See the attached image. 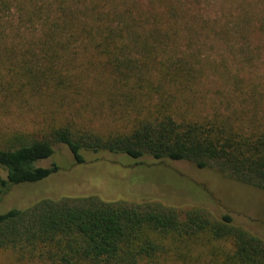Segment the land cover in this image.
Here are the masks:
<instances>
[{
  "label": "trees",
  "instance_id": "trees-1",
  "mask_svg": "<svg viewBox=\"0 0 264 264\" xmlns=\"http://www.w3.org/2000/svg\"><path fill=\"white\" fill-rule=\"evenodd\" d=\"M194 2L0 0L4 95L46 93L67 107L37 129L2 135L0 186L57 171L34 162L63 143L77 163L87 151L186 160L264 190V86L223 59L212 86L206 66L217 67L201 52L223 41L251 65L260 48L252 39L264 43V0L228 16ZM0 250L35 264H264V238L228 212L146 197L61 196L11 208L0 212Z\"/></svg>",
  "mask_w": 264,
  "mask_h": 264
},
{
  "label": "rangeland",
  "instance_id": "rangeland-1",
  "mask_svg": "<svg viewBox=\"0 0 264 264\" xmlns=\"http://www.w3.org/2000/svg\"><path fill=\"white\" fill-rule=\"evenodd\" d=\"M139 1L145 4L148 0ZM243 1L254 5L260 0H195L193 6L202 7L205 13L212 15L224 11L228 16ZM258 37L255 35L251 41L254 47L260 45L259 50L254 51L251 65L243 60L242 53H234L223 41H210L203 46L201 52L208 55L209 61L217 67L214 70L206 66V82L212 86L221 83L223 59L230 70L264 86V43ZM240 43L233 44L234 50H239ZM92 74L87 72L85 76L89 79ZM17 81L18 78L15 83ZM23 92L5 96L0 86V138L15 130L37 129L54 116H61L67 108L65 104L59 106L58 97ZM98 120L94 118L93 122ZM84 154L85 162L77 163L65 144L55 143L53 154L38 159L34 165L48 167L56 164L58 170L38 181L14 184L7 189L0 186V212L26 208L40 199L61 196L96 195L103 200L127 201L146 197L165 205L201 206L217 217L228 212L236 224L264 238V190L238 182L214 168H200L186 160L156 162L150 156L138 160L124 153L107 151H87ZM0 173L6 177V170L1 166ZM0 264L35 263L16 261L9 252L0 250Z\"/></svg>",
  "mask_w": 264,
  "mask_h": 264
}]
</instances>
